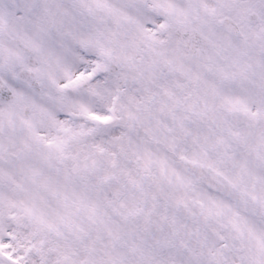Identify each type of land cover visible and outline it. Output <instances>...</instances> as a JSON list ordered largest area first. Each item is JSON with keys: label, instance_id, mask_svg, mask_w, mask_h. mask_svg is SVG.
<instances>
[{"label": "snow or ice", "instance_id": "1", "mask_svg": "<svg viewBox=\"0 0 264 264\" xmlns=\"http://www.w3.org/2000/svg\"><path fill=\"white\" fill-rule=\"evenodd\" d=\"M0 264H264V0H0Z\"/></svg>", "mask_w": 264, "mask_h": 264}]
</instances>
